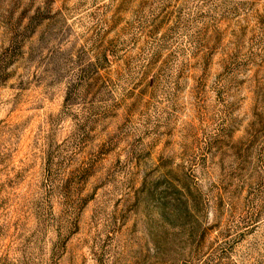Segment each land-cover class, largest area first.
<instances>
[{"label": "rangeland", "instance_id": "374dc122", "mask_svg": "<svg viewBox=\"0 0 264 264\" xmlns=\"http://www.w3.org/2000/svg\"><path fill=\"white\" fill-rule=\"evenodd\" d=\"M0 264H264V0H0Z\"/></svg>", "mask_w": 264, "mask_h": 264}]
</instances>
